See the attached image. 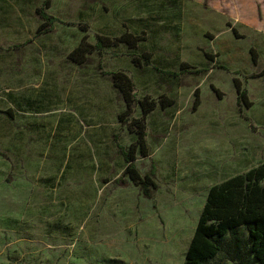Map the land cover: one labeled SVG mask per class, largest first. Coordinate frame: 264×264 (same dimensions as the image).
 Segmentation results:
<instances>
[{"label":"rangeland","instance_id":"obj_1","mask_svg":"<svg viewBox=\"0 0 264 264\" xmlns=\"http://www.w3.org/2000/svg\"><path fill=\"white\" fill-rule=\"evenodd\" d=\"M5 1L7 20L16 16L0 26V111L12 114L0 113V264H183L208 190L264 162V119L238 102L233 82L251 88L250 102L259 98L248 84L264 68V40L239 27L235 44H212L206 0H48L44 11L57 21L39 35L45 0ZM125 32L147 39L79 66L68 60L83 39ZM218 50L212 65L204 53ZM142 53L152 60L139 68L132 58ZM183 62L213 70L181 73ZM116 71L138 98L175 102L165 110L157 102L147 119L150 155L136 162L142 175L154 171L151 199L116 183L125 167L118 145L130 140L117 121L123 99L105 74ZM69 110L78 118H66ZM17 142L32 163L17 160ZM210 264L239 263L219 255Z\"/></svg>","mask_w":264,"mask_h":264},{"label":"trees","instance_id":"obj_2","mask_svg":"<svg viewBox=\"0 0 264 264\" xmlns=\"http://www.w3.org/2000/svg\"><path fill=\"white\" fill-rule=\"evenodd\" d=\"M46 8H49L48 0L44 1L43 7L36 9V14L42 20L36 35L50 32L53 23L57 21L46 14L44 11ZM233 32L236 34L234 29ZM146 39L145 33L137 35L125 32L118 37L96 35L94 44L84 39L80 41L69 53L68 60L73 64L81 65L91 54H100L121 44L133 50ZM250 53L255 63L257 54L254 49H250ZM204 56L214 62V55L205 52ZM151 60L150 53H142L132 58V63L141 68L149 65ZM180 71L197 75H204L207 72V70H197L185 62L181 64ZM105 74L110 76L113 88L121 94L124 102V109L117 115V121L134 137L127 148L119 147L125 167L116 183L128 182L138 188L142 196L151 199L157 190L154 171L142 175L136 161L138 157L147 158L150 155L146 140L147 117L154 111L157 102L161 109H166L174 104V100L167 96L159 97L158 101L149 96L138 98L135 84L125 72ZM263 74L264 69L258 76ZM234 85L238 102L243 107L250 108L252 103L238 79H234ZM211 88L218 96L221 95L216 88L213 86ZM198 92V88L195 89L193 111H196L200 105ZM137 109L139 116H134ZM0 113L12 116L10 110ZM219 255H224L226 259L239 264H264V163L212 186L207 192L183 264H210Z\"/></svg>","mask_w":264,"mask_h":264},{"label":"crops","instance_id":"obj_3","mask_svg":"<svg viewBox=\"0 0 264 264\" xmlns=\"http://www.w3.org/2000/svg\"><path fill=\"white\" fill-rule=\"evenodd\" d=\"M206 2H207V6H208V10H207L208 25L210 27V30L214 31L213 36L209 35V38H210V41L212 44H214L216 42V43H218V45H221L222 48H227V45L229 43L235 44L236 41L240 39V37H243V35L239 34V31H238L239 27L247 28L251 32H254L257 34L255 38H261L262 40H264V24L259 23L257 20V12H258V5H259L258 0H206ZM5 5H6V1L0 0V26L7 27L9 24H11V22H13V23L15 22L14 19H15L16 14L13 17H11L13 20H11V19L7 20V16L10 14L6 13V10L4 9ZM17 16H18V18H20V16H21L20 10H18ZM233 29L236 31V34L233 32ZM224 34L225 35H227V34L231 35L232 34V37H228V35L226 37V36H224ZM222 52L223 51L218 50V53L213 54L215 57H214V62H212V65H214L216 63V58H218L220 53H222ZM74 65L79 66L77 64H74ZM210 70L212 71L213 69H209L207 73H210L211 72ZM261 71L250 78L253 80H257L256 81L257 83L248 84V86L258 87V91H255V92L257 93L256 95L259 98H257L256 101L254 100V102H251L252 105L250 108H246L248 111L251 112L256 107H259V111L255 113V118L259 119V120L264 119V74L261 76H258L261 73ZM233 82H234V79H233ZM212 86L214 88H216L219 92V89L216 86H214L213 84H212ZM112 87H113V85H112ZM67 92H68V90H67ZM246 92H247L248 97L250 94L252 95L251 88H247ZM174 104H175V102H174ZM174 104L171 107H173ZM162 110H165V109H162ZM65 112H66L65 116H67V114L73 115V117H66L68 119L69 118H73V119L76 118L77 119L79 116L73 110H69V111H65ZM147 119H148V117H147ZM13 121H16V119H13ZM146 132H147V130H146ZM127 134H128L129 139H130L129 143L125 146L118 145V147L127 148L130 145V143L134 140V137L128 131H127ZM23 137H24V135L22 134V138ZM146 140H147V136H146ZM14 147H15V154L14 155L18 156V157L16 156L17 160H19L22 164H23L24 160L26 163L27 162L32 163V162H30L31 159L28 160L26 153L24 155L22 154L23 152H21L22 149L20 148L21 146H20L19 142H17L14 145ZM19 150H20V152H18ZM22 156H23V159H21ZM142 159H146V158H142ZM68 166L66 165L65 167H68ZM29 167H30V165H29ZM250 169H252V168H249L248 170H250ZM248 170H245V172Z\"/></svg>","mask_w":264,"mask_h":264}]
</instances>
